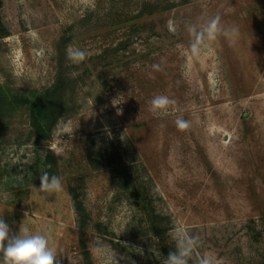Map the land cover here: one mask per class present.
Masks as SVG:
<instances>
[{
  "label": "rangeland",
  "instance_id": "obj_1",
  "mask_svg": "<svg viewBox=\"0 0 264 264\" xmlns=\"http://www.w3.org/2000/svg\"><path fill=\"white\" fill-rule=\"evenodd\" d=\"M212 17L225 31L194 52L189 29ZM69 46L87 58L69 60ZM60 63L71 112L52 137L39 138L26 110L2 132L0 217L11 233L48 235L61 264H86V250L93 264H163L184 236L198 238L189 264L205 253L259 264L264 0H0V84L42 93ZM157 95L175 101L169 114L151 110ZM50 154L63 185L53 194L39 190Z\"/></svg>",
  "mask_w": 264,
  "mask_h": 264
},
{
  "label": "clouds",
  "instance_id": "obj_2",
  "mask_svg": "<svg viewBox=\"0 0 264 264\" xmlns=\"http://www.w3.org/2000/svg\"><path fill=\"white\" fill-rule=\"evenodd\" d=\"M189 31L195 37L191 45L195 52L199 50L203 41L215 40L225 29L219 17H212L202 26L193 25ZM67 58L74 63H79L87 58V52L69 46ZM117 100L112 101L113 106L120 104ZM174 103L175 101L166 95H157L152 98L150 105L154 113L167 115ZM121 114L122 109L117 108V115ZM175 124L180 131L190 127V122L180 116L176 117ZM39 179V190L42 192L53 194L62 190V180L57 175H49L47 171L42 170ZM197 243V237L184 236L178 241L177 250L169 252L163 259V264H189ZM0 264H61V259L57 248L50 243L48 235L40 232L32 233L22 225L17 234H12L10 226L3 217H0ZM197 264H215V260L211 254L205 253L198 259Z\"/></svg>",
  "mask_w": 264,
  "mask_h": 264
},
{
  "label": "trees",
  "instance_id": "obj_3",
  "mask_svg": "<svg viewBox=\"0 0 264 264\" xmlns=\"http://www.w3.org/2000/svg\"><path fill=\"white\" fill-rule=\"evenodd\" d=\"M67 83L68 77L60 63L56 82L42 93L23 94L0 84V144L3 142L2 132L4 128L11 122L12 117L21 110L27 111L30 126L39 138L49 140L58 122L71 112L67 99ZM57 163L58 160L55 156L47 155L44 161V171H47L49 175H58ZM122 178L123 182L128 184L123 174ZM71 196L76 204L78 214L84 217L85 210L77 203V196L72 190ZM145 211L154 233L158 235L165 232L164 217L162 215L160 217L155 216L147 209ZM84 255L86 264H93L88 250L85 251ZM259 264H264V256Z\"/></svg>",
  "mask_w": 264,
  "mask_h": 264
}]
</instances>
